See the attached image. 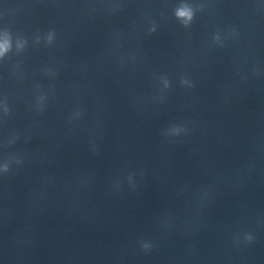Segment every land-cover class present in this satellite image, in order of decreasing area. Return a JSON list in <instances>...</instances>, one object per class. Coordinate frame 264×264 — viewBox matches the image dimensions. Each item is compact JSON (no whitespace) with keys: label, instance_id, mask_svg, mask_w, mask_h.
I'll list each match as a JSON object with an SVG mask.
<instances>
[{"label":"water","instance_id":"water-1","mask_svg":"<svg viewBox=\"0 0 264 264\" xmlns=\"http://www.w3.org/2000/svg\"><path fill=\"white\" fill-rule=\"evenodd\" d=\"M5 41L0 264H264V0H0Z\"/></svg>","mask_w":264,"mask_h":264},{"label":"clouds","instance_id":"clouds-1","mask_svg":"<svg viewBox=\"0 0 264 264\" xmlns=\"http://www.w3.org/2000/svg\"><path fill=\"white\" fill-rule=\"evenodd\" d=\"M174 14H175L177 19L182 21V23L185 26H187L191 22V20L193 19L194 11L190 5L182 3L175 9ZM9 46L10 45L7 41L0 43V56H3V54L8 50ZM3 171H5V172L8 171V165L7 164H5L3 166ZM143 246L145 248L148 247L147 244H144Z\"/></svg>","mask_w":264,"mask_h":264}]
</instances>
